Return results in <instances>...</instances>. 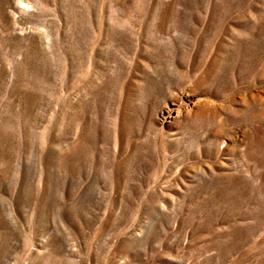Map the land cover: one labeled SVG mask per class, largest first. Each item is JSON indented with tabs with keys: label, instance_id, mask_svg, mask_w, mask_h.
<instances>
[{
	"label": "rangeland",
	"instance_id": "374dc122",
	"mask_svg": "<svg viewBox=\"0 0 264 264\" xmlns=\"http://www.w3.org/2000/svg\"><path fill=\"white\" fill-rule=\"evenodd\" d=\"M0 264H264V0H0Z\"/></svg>",
	"mask_w": 264,
	"mask_h": 264
}]
</instances>
